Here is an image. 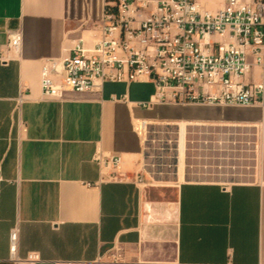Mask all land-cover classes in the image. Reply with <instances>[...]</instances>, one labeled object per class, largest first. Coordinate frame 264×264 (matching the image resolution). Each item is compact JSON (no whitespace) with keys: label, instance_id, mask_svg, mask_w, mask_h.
I'll return each instance as SVG.
<instances>
[{"label":"crops","instance_id":"crops-1","mask_svg":"<svg viewBox=\"0 0 264 264\" xmlns=\"http://www.w3.org/2000/svg\"><path fill=\"white\" fill-rule=\"evenodd\" d=\"M105 1L0 0V264L28 253L38 259L26 264H264V104L145 107L155 91L147 77L42 96L43 65L61 67L75 43L102 38ZM196 1L211 12L223 2ZM16 29L20 45L8 51ZM248 79L264 82V62ZM180 120L247 130L250 178L187 180L182 166L174 185L154 184L142 130ZM113 157L122 176L106 164ZM162 188L173 197L157 198Z\"/></svg>","mask_w":264,"mask_h":264},{"label":"built area","instance_id":"built-area-1","mask_svg":"<svg viewBox=\"0 0 264 264\" xmlns=\"http://www.w3.org/2000/svg\"><path fill=\"white\" fill-rule=\"evenodd\" d=\"M102 33L90 49L75 43L61 67L42 66V96L91 91L101 80L147 77L155 91L145 107L159 102L264 104V82L248 79L252 67L264 62V0H223L214 12L200 8L196 0H106ZM20 42L18 29L8 31V51H17ZM119 161L113 157L106 164L122 176L115 171ZM214 167L205 166L209 171ZM17 236L14 226L9 231L11 255ZM110 256L119 260L118 249ZM37 259V253H28L17 261Z\"/></svg>","mask_w":264,"mask_h":264},{"label":"rangeland","instance_id":"rangeland-1","mask_svg":"<svg viewBox=\"0 0 264 264\" xmlns=\"http://www.w3.org/2000/svg\"><path fill=\"white\" fill-rule=\"evenodd\" d=\"M178 127L176 123L156 122L145 124L142 130L145 159L154 184L174 185L175 171H182V166L187 180L229 185L250 178L252 152L245 144L251 137L247 130L231 125L186 124L179 152ZM212 164L213 170H206L205 166ZM155 196L165 200L172 198L173 192L162 188Z\"/></svg>","mask_w":264,"mask_h":264},{"label":"bare ground","instance_id":"bare-ground-1","mask_svg":"<svg viewBox=\"0 0 264 264\" xmlns=\"http://www.w3.org/2000/svg\"><path fill=\"white\" fill-rule=\"evenodd\" d=\"M177 124L179 125V127H178L179 128L178 129V131H179V134H178L179 135L178 136V140H179V152H181L182 139H183V135H184V126L186 125V122L180 120V122L179 123L177 122Z\"/></svg>","mask_w":264,"mask_h":264}]
</instances>
